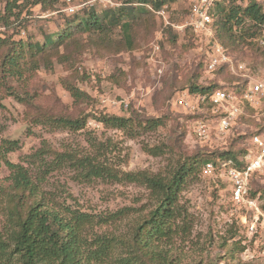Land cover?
I'll use <instances>...</instances> for the list:
<instances>
[{
  "label": "rangeland",
  "instance_id": "obj_1",
  "mask_svg": "<svg viewBox=\"0 0 264 264\" xmlns=\"http://www.w3.org/2000/svg\"><path fill=\"white\" fill-rule=\"evenodd\" d=\"M168 5L170 21L181 25L190 12L192 0H175ZM3 7L0 2V10ZM58 10L44 11L39 4L21 17L12 15L9 25H0V40L13 36L43 41V35L47 34L50 38L56 37L58 24L67 15L60 13L47 20L43 16ZM99 11L107 13L109 10L101 8ZM115 31L116 37H120L121 28L117 27ZM132 31L135 45L119 51L94 44L88 33L78 34L74 43L60 48L61 53H67L66 59L48 49L50 55L37 58L39 66L34 73H21L22 79H6L8 89L0 85V146L4 139L18 140L20 145L6 154L7 159L35 168L31 155L38 149L49 146L54 150L69 148L80 154L93 153L90 141H96L106 148L100 163L116 173L139 170L166 173L175 163L229 150L240 153L251 145L250 133L256 120L253 112L246 110L247 113L220 136L217 123H212L211 138L204 140L195 133V122L187 117L189 112L176 106L173 97L189 89L192 83L205 85L212 82L221 86L241 82L248 86L254 78L263 77L264 55L255 50L256 46L230 45L232 62L218 72L208 73L204 65L210 52L209 35H196L190 29L166 24L164 19L152 13L134 21ZM5 55L6 51L1 49L0 63ZM0 81H3L1 72ZM67 83L78 86L88 95L73 98L65 86ZM14 92L30 95L29 98L33 95V98L30 103L22 102L15 98ZM103 96L124 100L129 104L128 108L103 106ZM45 111L70 117L100 111L130 115L136 111L146 117L166 116L167 125L141 132L137 137L106 127L93 118H89L86 127L80 131L53 130L32 120L33 114H44ZM178 125V132L185 131V134L179 137L180 152L175 151L177 154L174 155L164 145H172V131ZM146 147H154L155 151L161 148L162 151L154 154ZM0 171L2 176L8 174L1 154ZM51 187L61 194L69 193L70 203L89 212L105 213L127 206L139 208L148 203V190L141 184L109 176L82 177L71 167L51 174L46 188ZM231 188L224 171L205 175L199 166L198 171L186 177L178 196L182 214L175 226L180 229L172 243L182 257L181 264H264V225L258 222V231L250 233L243 222L253 219L243 207L232 202ZM254 188L263 194L260 202L264 210V174L256 180ZM131 222L132 218L125 217L109 227L108 232L125 234ZM233 243L232 250L230 245Z\"/></svg>",
  "mask_w": 264,
  "mask_h": 264
},
{
  "label": "trees",
  "instance_id": "obj_2",
  "mask_svg": "<svg viewBox=\"0 0 264 264\" xmlns=\"http://www.w3.org/2000/svg\"><path fill=\"white\" fill-rule=\"evenodd\" d=\"M173 1L175 0H127L128 5L116 9L107 8L109 10L107 13L100 12L97 8L75 14L64 13L67 16L63 22H59L54 38L48 37L47 34L43 35V41L13 36L0 40V50L6 51L5 58L0 63V72L3 76L0 85L8 89L10 87L6 79L14 77L22 79L24 75L21 73H34L39 66L37 58H46V55H50L48 54L50 49L54 51V55L66 59L67 53H61L60 48H67L74 43L78 34L88 33L94 44L107 50L132 48L135 45L132 31L134 21L151 13L158 17L145 5L135 6L134 3H151L159 8ZM0 2L4 4L3 10H0V25L6 26L10 24L9 18L12 15L21 17L25 11H30L36 5L40 4L45 11L58 10L57 5L62 4L61 0H0ZM211 15L213 33L229 54L230 45L244 44L256 46L255 50L264 55V43L260 42L264 40V3L250 1L246 4L243 0H216ZM47 19L48 17L45 18ZM117 27L121 28V36L118 38L115 31ZM228 65L223 64L214 72ZM204 68L206 70V63ZM65 86L75 99L88 95L72 83ZM245 87L246 83L241 82L221 86L209 82L205 85L192 83L187 90L194 94H204L212 93L218 88H226L239 94ZM13 94L22 102L30 103L31 97L33 98V95L29 98L30 95L23 96L18 92ZM246 110L253 112L256 119L255 127L250 133L251 138L256 131L264 129V114L258 118L255 116V110L246 106L244 113L238 118L245 115ZM203 116L204 113L201 112L187 113V117L193 123ZM89 118L106 127L122 130L131 137L167 125L166 116L146 117L136 111L130 115L100 111L80 117L55 115L48 111L32 115V120L36 124L53 130L74 132L83 130ZM179 127L178 125L172 131L174 134L172 145H164L165 149L168 148L174 155L175 151L180 149L179 137L185 134V131L178 132ZM90 142L93 153L85 151L80 154L69 148L54 150L49 146L38 149L31 155L34 168L7 159L8 152L19 148V141L2 140L0 154L5 161L8 174L2 176L0 171V264H181L182 257L174 250L172 243L176 231L180 229V226H175L178 216L182 214L178 196L186 177L198 171L199 166L202 169L207 161L218 162L219 158H231L239 166H243L241 158L251 146L240 153L229 150L218 155L196 157L189 162L175 163L166 173L139 170L119 174L100 163L101 157L106 155L104 144ZM146 148L148 152L154 154L162 151L161 148H157L159 151H155L154 147ZM65 167L74 168L82 177L109 176L141 184L148 190V203L139 208L127 206L105 213L83 210L68 201L69 193L64 195L56 188H46L50 175ZM259 176L255 175L252 178L250 191V196L258 200L263 196L254 188ZM125 217L132 218L125 234L108 232L109 227ZM245 227L249 230L248 224ZM257 231L258 229L252 234ZM234 244L230 245L232 250Z\"/></svg>",
  "mask_w": 264,
  "mask_h": 264
},
{
  "label": "built area",
  "instance_id": "obj_3",
  "mask_svg": "<svg viewBox=\"0 0 264 264\" xmlns=\"http://www.w3.org/2000/svg\"><path fill=\"white\" fill-rule=\"evenodd\" d=\"M62 6L58 11L45 13L43 17H51L57 13L75 14L86 9L121 8L128 5L127 0H61ZM246 4L250 1L262 2L264 0H243ZM216 0H192V7L181 25H174L170 21V9L166 4L156 8L151 3H134L135 6L145 5L149 10L164 19L166 24L178 26L180 29H190L196 35L210 36V52L206 61V71L214 72L223 64H230L231 56L223 44L215 37L212 29L213 17L211 11ZM23 34H26L23 30ZM264 43V40H260ZM173 103L191 113H204L195 122V133L201 139L211 138L212 123H217L218 136L229 131L238 117L244 113L245 107L250 106L255 110V116L260 118L264 114V76L254 78L239 94L226 88H218L212 93L194 94L189 90H183L173 97ZM101 102L104 105L117 107L123 105L128 108V103L113 97L103 96ZM251 147L243 158V166H239L231 158H219L218 162L207 161L202 170L205 175H212L217 171H224L231 182L232 201L250 213L252 221L248 224L249 231L255 232L259 225H264V210L260 200L250 196L251 181L255 175L264 174V129L256 131L250 138ZM245 212V213H246ZM248 218V217H247Z\"/></svg>",
  "mask_w": 264,
  "mask_h": 264
}]
</instances>
